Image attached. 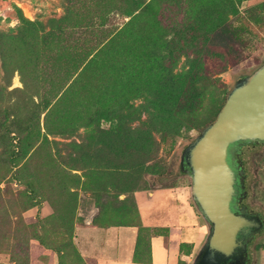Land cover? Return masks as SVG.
<instances>
[{"label": "rangeland", "instance_id": "obj_1", "mask_svg": "<svg viewBox=\"0 0 264 264\" xmlns=\"http://www.w3.org/2000/svg\"><path fill=\"white\" fill-rule=\"evenodd\" d=\"M61 16L59 26L77 33L87 30L79 21L110 32L67 75L62 68L76 48L47 36L45 25ZM191 26L210 39L196 57L180 58V67L197 72L183 91L191 110L160 117L144 95L161 79L168 41ZM262 61L264 0H0V84L6 67L24 129L18 146L0 133V264H98L83 255L87 222L136 227L135 260L149 261L150 237L163 235L170 264H193L200 248L188 262L177 241L176 213L193 200L176 166L229 87ZM43 94L48 105L37 106ZM5 104L0 97V115ZM237 156L241 202L264 219V143H246ZM248 257L264 264V228Z\"/></svg>", "mask_w": 264, "mask_h": 264}, {"label": "water", "instance_id": "obj_2", "mask_svg": "<svg viewBox=\"0 0 264 264\" xmlns=\"http://www.w3.org/2000/svg\"><path fill=\"white\" fill-rule=\"evenodd\" d=\"M250 142H264V61L234 81L215 117L181 152L192 200L209 225L193 264L246 259L249 241L264 228L259 213L237 207L245 187L236 156Z\"/></svg>", "mask_w": 264, "mask_h": 264}, {"label": "trees", "instance_id": "obj_3", "mask_svg": "<svg viewBox=\"0 0 264 264\" xmlns=\"http://www.w3.org/2000/svg\"><path fill=\"white\" fill-rule=\"evenodd\" d=\"M144 8L148 9L149 5L148 4L144 5ZM120 14L122 15L121 12ZM211 15H212L211 18L222 17L220 13H216V14L212 13ZM63 19L64 17L62 16L59 18H52L47 20L45 25L49 26V30L46 33L47 36L56 38V40L61 42L63 45H73L76 48V51L71 53V57L69 58V61H67L64 67L62 68V70H64L65 74L67 75L71 68L72 71H75L83 63V61L87 58L86 56L92 50H94L98 45H101L104 41H106L109 37L110 32L107 29H103V28L91 30L89 28L90 24L83 25L82 24L83 22L79 21L77 27L84 26L87 30L80 31V33H77L74 31L75 28L68 29V28L60 27L59 25L61 24V21ZM18 21H19V30L24 29L26 23L21 18H19ZM205 22H207V20ZM221 22L222 21H220V25ZM22 33L23 32H21V35L19 37L21 42L25 44H30V39H27L24 35H22ZM198 34L199 33L196 27L191 26L188 29H186L183 33L177 35L176 38L169 40L167 43L169 48L167 50L168 53L166 55V60H165L166 64L164 68H162L159 72L161 74V79L158 85H156L152 91L144 95L145 96L144 100L149 101L148 105L152 106L156 114L161 115L160 117H163V115L170 116V115L185 113L191 110L189 107H187L188 104L187 95L184 94L183 91L187 88V86H184L185 84L194 83L195 75L197 72L194 69V66L193 67L190 66L188 69L180 67L179 62L182 56H187L189 54H192L193 56L196 57L197 56L196 54H198L199 51L204 50L203 49L204 45H199V44H204L210 39L207 37H200V35ZM89 36H94V37L90 38ZM89 45H93V47L91 48L89 47ZM239 61H240V56H236V61L230 63V65L235 66ZM3 71H4V75L1 78L3 84H0V97L6 101V104L3 108L2 115H0V133L1 132L7 133L8 138L11 139V144H13V141H15L16 146H18L22 141V132L24 131V129H22L21 127L23 120L20 117V115L14 112L16 106H14L11 103V97L14 91H16V89L15 88H12L10 90L7 89V87L11 83L10 77L6 67H4ZM20 75L22 77V82L25 85V89L28 88L32 89V86L30 87V84L28 85L27 82L25 81L24 73L21 72ZM176 89H181V90L177 92ZM51 91H49V94ZM45 94H48V92H46ZM45 94H43V99L41 98V102L40 103L38 102L36 104L37 106L41 105L42 107H46L48 105L49 101L48 99H46ZM215 115L212 117V119L215 117ZM34 116L35 114L32 113L26 119L25 123L27 121L32 122ZM193 139L194 137L191 138L188 143H190ZM254 143H264V142H254ZM180 161H181V156H180ZM180 161L176 166L175 171L180 173L181 175H187L182 170ZM155 186H163V185L162 183L156 182ZM193 204L196 207L194 202ZM196 210L198 212L197 207ZM204 222L208 225V223L205 220ZM139 245H140V236L138 233L135 250L133 254V260L136 262H143L134 259L135 252L137 249H139ZM148 252H150L149 243H148ZM148 259L150 258L148 257Z\"/></svg>", "mask_w": 264, "mask_h": 264}, {"label": "crops", "instance_id": "obj_4", "mask_svg": "<svg viewBox=\"0 0 264 264\" xmlns=\"http://www.w3.org/2000/svg\"><path fill=\"white\" fill-rule=\"evenodd\" d=\"M189 204V203H188ZM176 213L175 224L178 229V243L183 252L182 260H191V257L202 246L208 225L202 221V217L194 204ZM83 227L81 233V245L88 251L83 255L96 259L98 264H170L163 235L151 236L149 240V261L136 262L133 254L137 241L138 229L125 226H100L89 224ZM82 247V248H84Z\"/></svg>", "mask_w": 264, "mask_h": 264}, {"label": "flooded vegetation", "instance_id": "obj_5", "mask_svg": "<svg viewBox=\"0 0 264 264\" xmlns=\"http://www.w3.org/2000/svg\"><path fill=\"white\" fill-rule=\"evenodd\" d=\"M236 158H237V161L241 164V162L238 160V156H236ZM243 175H244V173H242V177H243ZM243 184H244V181H243ZM244 197V196H243ZM242 199L243 198H241V200L238 202V204H237V207H239V208H242V207H245L243 204H242ZM246 208V207H245ZM250 211V210H249ZM232 264H250L249 263V257H248V251H247V258L246 259H242V260H240V261H237V262H234V263H232Z\"/></svg>", "mask_w": 264, "mask_h": 264}]
</instances>
